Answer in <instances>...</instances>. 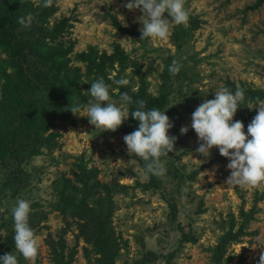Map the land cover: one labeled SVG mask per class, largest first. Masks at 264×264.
<instances>
[{
	"label": "rangeland",
	"instance_id": "rangeland-1",
	"mask_svg": "<svg viewBox=\"0 0 264 264\" xmlns=\"http://www.w3.org/2000/svg\"><path fill=\"white\" fill-rule=\"evenodd\" d=\"M127 2L0 0V31L7 25L21 42L29 35L43 56L34 64L42 70L32 80L37 93L0 35V255L12 252L18 264H258L264 182L229 186L228 158L215 146L207 158L195 151L191 114L215 91L239 85L244 100L233 120L247 132L264 100V1L185 0L189 20L169 17L165 40H141L142 13ZM174 59L182 65L176 74L168 70ZM100 77L128 81L112 85L114 101L121 92L164 95L159 109L176 137L161 157L164 174L146 176V162L127 151L123 137L138 127L131 116L101 133L84 111L69 110L70 102L86 105ZM37 108L46 112L41 126L30 120ZM21 198L39 240L34 260L13 240L11 208Z\"/></svg>",
	"mask_w": 264,
	"mask_h": 264
},
{
	"label": "clouds",
	"instance_id": "clouds-1",
	"mask_svg": "<svg viewBox=\"0 0 264 264\" xmlns=\"http://www.w3.org/2000/svg\"><path fill=\"white\" fill-rule=\"evenodd\" d=\"M52 0H43L47 7ZM128 9H139L142 15L138 18L142 24L141 40L157 38L165 40L170 36L171 24L186 25L189 10L185 0H128ZM169 17L171 18V24ZM33 18L29 16V22ZM25 23L23 17L19 21ZM181 63L173 60L169 72L176 74L181 70ZM124 78L113 79L106 83L103 77L97 78L88 90L90 98L86 105L79 101L70 102L69 110L79 116L81 111L95 129L116 131L131 116L138 121L136 130L123 137L127 151L142 158L145 175H162L166 172L161 157L168 156L173 150L175 136L169 135L174 125L166 115V110L158 108L146 109L143 100L134 101L128 92H121L118 100L110 97L112 85H126ZM244 100V90L238 85L233 92L227 87L215 91L213 99H205L191 114V127L201 141L196 152L209 157L215 146L219 153L227 157V168L231 170L226 183L237 186H256L264 182V100H258L257 114L247 125L240 120H233L237 109ZM135 103L134 110L129 112L128 105ZM188 131L182 126L181 134ZM30 203L21 198L11 208L14 222V244L16 250L27 260H34L39 249V240L29 226ZM0 264H18L17 256L10 253L0 255ZM258 264H264V251H261Z\"/></svg>",
	"mask_w": 264,
	"mask_h": 264
},
{
	"label": "trees",
	"instance_id": "trees-1",
	"mask_svg": "<svg viewBox=\"0 0 264 264\" xmlns=\"http://www.w3.org/2000/svg\"><path fill=\"white\" fill-rule=\"evenodd\" d=\"M261 2L264 0H260ZM0 35L2 36V38L4 40H7V46L10 49L11 55L14 58L16 65H17V73L20 76L21 80L27 84V86L31 89L30 91H33V89H35L37 91V93H41V88L38 87V85H36L35 81H39V76H42V70L41 68L36 64L34 65L38 60L41 61L43 58V56L41 57L39 54H37L34 50L31 49V45H30V36L28 35L26 37V41H20L18 35L15 34V32L13 30H11L7 25H4L0 31ZM118 55H120V53L118 52ZM32 57L34 58V62L33 60H31L32 62H29V58L31 59ZM38 61V62H39ZM37 69V71H36ZM30 72V74H33L32 77H28L27 73ZM25 75V76H24ZM34 83L32 82V80H34ZM32 82V85H30L29 82ZM133 97L134 101H138V100H143L145 102L146 105V109H151L153 107L155 108H160L162 107L165 97L164 95H161L155 99H151V98H147L141 94L136 95V94H129ZM133 108L136 107L135 103L132 104ZM41 108V106H40ZM39 108V109H40ZM37 108L34 109V113L31 115V119L30 120H34V124H37V126H41L39 123H42V118L44 116V114H46L45 109H41L40 111ZM36 113V114H35ZM131 121L133 124L138 125V121H136L135 119H133L131 117Z\"/></svg>",
	"mask_w": 264,
	"mask_h": 264
}]
</instances>
